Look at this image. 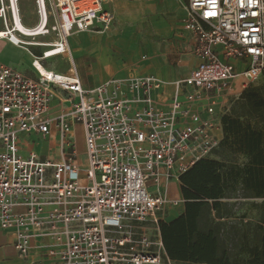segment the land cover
<instances>
[{
    "label": "built area",
    "instance_id": "1",
    "mask_svg": "<svg viewBox=\"0 0 264 264\" xmlns=\"http://www.w3.org/2000/svg\"><path fill=\"white\" fill-rule=\"evenodd\" d=\"M187 1L183 29L197 65L159 102L155 93L165 83L153 75L83 86L69 39L110 29L111 0H34L44 26L37 37L16 28L17 19L23 22L19 0H0L8 32L0 39L31 53L42 48L34 56L39 63L66 57L72 66L71 74L43 72L33 62L31 78L0 62V232L13 236L23 260L183 264L167 258L160 230L184 203L171 196V185L212 157L231 104L264 77V0ZM54 99L66 103L55 116ZM54 131L55 156L22 152L21 135L47 140Z\"/></svg>",
    "mask_w": 264,
    "mask_h": 264
},
{
    "label": "trees",
    "instance_id": "2",
    "mask_svg": "<svg viewBox=\"0 0 264 264\" xmlns=\"http://www.w3.org/2000/svg\"><path fill=\"white\" fill-rule=\"evenodd\" d=\"M222 124L224 139L212 157L179 178L184 212L160 223L172 262L264 264V85H249ZM248 200L261 201L259 220L234 222L236 205Z\"/></svg>",
    "mask_w": 264,
    "mask_h": 264
},
{
    "label": "crops",
    "instance_id": "3",
    "mask_svg": "<svg viewBox=\"0 0 264 264\" xmlns=\"http://www.w3.org/2000/svg\"><path fill=\"white\" fill-rule=\"evenodd\" d=\"M106 8L115 14L113 26L106 31L75 32L69 39L74 66L86 89L105 84L111 79L126 80L153 75L165 83L156 91L159 102L171 97L176 88L174 83L185 77L196 67L194 43L191 35L184 31L183 23L189 16L187 0H111ZM35 49V48H34ZM34 51L10 45L0 47V62L36 78L33 66ZM42 54V51H37ZM37 57V56H36ZM68 63L67 70L41 67L64 74L72 73ZM66 96L65 93H59ZM66 103L54 99L51 114H59ZM22 152H37L42 157L55 156L57 137L43 140L40 137L21 135ZM46 150H42L43 146ZM179 184V183H178ZM180 189V187L178 186ZM179 196L182 199L179 190ZM184 212L172 209L166 222H171ZM10 233L0 232V264H31L20 258L14 248Z\"/></svg>",
    "mask_w": 264,
    "mask_h": 264
},
{
    "label": "rangeland",
    "instance_id": "4",
    "mask_svg": "<svg viewBox=\"0 0 264 264\" xmlns=\"http://www.w3.org/2000/svg\"><path fill=\"white\" fill-rule=\"evenodd\" d=\"M19 5H20V10L22 14V19H23V24L28 27V28H34L35 25L38 22V17L36 14V8L34 4V0H19ZM0 31H3V23L0 21ZM53 37H38L36 38L37 41L41 42H48L51 41ZM31 40V39H29ZM10 45V43L6 39H0V47H4ZM31 51H42V48L36 47L30 48ZM46 67H54L56 69H61V70H67L69 67L68 63L64 60L62 57H56L53 59H49L46 62L43 63ZM254 85H264V77H261L257 81L253 83ZM77 138H78V148L80 153L82 154V159L85 160V146H84V135L81 127H78L77 130ZM42 150H46V146L44 145L42 147ZM56 153V152H55ZM215 157H213L214 159ZM242 158L240 159V162H242ZM180 183H172L171 185V196L177 199H181L179 196V188ZM183 200V199H182ZM261 201L259 200H248V201H239L238 204L235 207V220L234 222L236 223H244L246 224L247 222L250 223H256L259 220V206H260ZM182 204L178 207L175 208L177 211L181 209ZM240 249V248H239ZM237 249L236 251H239ZM247 261L246 258H239L238 262H241L242 260Z\"/></svg>",
    "mask_w": 264,
    "mask_h": 264
},
{
    "label": "bare ground",
    "instance_id": "5",
    "mask_svg": "<svg viewBox=\"0 0 264 264\" xmlns=\"http://www.w3.org/2000/svg\"><path fill=\"white\" fill-rule=\"evenodd\" d=\"M43 23H38L34 28H28L26 27L23 22H20L17 19L16 22V28L20 33H23L24 35H27L28 37H37L43 33ZM8 32L6 30L0 31V37H4ZM36 66L44 72V68L41 67L40 63L38 61H34Z\"/></svg>",
    "mask_w": 264,
    "mask_h": 264
}]
</instances>
